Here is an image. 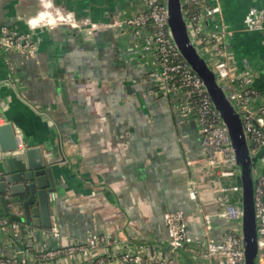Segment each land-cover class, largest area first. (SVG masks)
Wrapping results in <instances>:
<instances>
[{
	"label": "crops",
	"instance_id": "obj_1",
	"mask_svg": "<svg viewBox=\"0 0 264 264\" xmlns=\"http://www.w3.org/2000/svg\"><path fill=\"white\" fill-rule=\"evenodd\" d=\"M45 3L98 28L93 34L60 24L31 28L29 19ZM140 5V0H0V35L8 27L35 44L31 52L0 50V125L12 123L24 148L40 147L52 162L56 191L50 208L60 233L21 223L33 233L27 251L24 231L0 228V257L39 264L40 251L106 237L118 246L103 244L93 256H64L52 264H89L116 251L135 252L141 244L148 248L145 257L166 259L165 212L183 211L191 234L204 237L197 204L189 198V177L198 181L203 207L214 215L212 236L222 239L228 223L216 216L223 201L217 189L232 181L187 165L204 157L198 123L181 119L179 98L152 82V59L135 48L131 29L115 26ZM251 8L264 10V0H222L223 19L235 30L228 39L231 64L252 78L260 92L256 103L262 104L264 28L245 30ZM10 155L0 150V170ZM1 210L6 216L2 204ZM198 256L196 245L178 251L179 264H205Z\"/></svg>",
	"mask_w": 264,
	"mask_h": 264
},
{
	"label": "built area",
	"instance_id": "obj_2",
	"mask_svg": "<svg viewBox=\"0 0 264 264\" xmlns=\"http://www.w3.org/2000/svg\"><path fill=\"white\" fill-rule=\"evenodd\" d=\"M45 1V0H44ZM137 11L115 23V26L126 32L131 29L135 35V48L151 60L150 78L159 85L164 94L177 95L179 98V115L181 119H194L198 123L203 160L198 164L187 161L190 168L204 167L212 170L219 179L232 181L218 188L223 195L222 209L216 213L228 223L220 241L212 236L214 227L211 213L203 207L204 198L200 193L196 179L189 177V198L196 202L197 210L204 224V237L191 234V227L181 210L167 211L164 221L169 233V256L163 260L149 259L144 256L145 244L137 251L114 252L108 256L91 258L89 264H179L178 251L188 244L196 245L200 251L197 259L205 264H245V251L242 234L237 226L241 220L240 205L241 186L238 182L239 166L231 144L227 125L215 108L213 100L205 87L202 78L190 67L179 52L172 37L167 12V0H140ZM183 12L194 31V41L200 53L205 57L215 72L219 82L229 85V96L241 114L244 130L250 143L251 154L261 160V169L255 168L256 188L255 205L258 218L259 261L264 264V103L257 104L260 92L252 85V78L236 71L230 61L228 39L235 30L223 19L222 0H182ZM51 3L44 4V9L29 19L31 28L40 25H64L88 34L98 28L96 23L79 19L72 12L50 9ZM264 28V10L251 8L248 11L245 30L256 31ZM11 49L31 52L35 48L32 38L23 32L3 27L0 35V50ZM18 149H23L20 135H16ZM2 171L0 170V178ZM50 200L54 194L50 193ZM234 195V196H233ZM55 221L54 215H51ZM11 226L16 235L25 232L26 250L33 245V233L22 227L20 222L4 216L0 204V228ZM55 236H60L58 227L52 223L49 228ZM111 245L114 249L118 242L106 237H89L80 242L62 245L40 251L36 258L39 264H52L59 257H69L88 253L100 245ZM0 264H19L17 257H0Z\"/></svg>",
	"mask_w": 264,
	"mask_h": 264
},
{
	"label": "water",
	"instance_id": "obj_3",
	"mask_svg": "<svg viewBox=\"0 0 264 264\" xmlns=\"http://www.w3.org/2000/svg\"><path fill=\"white\" fill-rule=\"evenodd\" d=\"M167 12L170 31L179 52L202 78L215 108L228 127L240 169L238 182L241 186L242 215L237 226L243 238L245 264H260L255 205V168L258 158L251 154L241 114L229 96L230 86L219 82L194 41V31L184 15L182 0H167ZM16 133L12 123L0 125V150L6 156H12L7 159V166L1 169L0 201L4 213L22 224L50 228L49 194L56 191L53 164L46 161L40 147L27 145L19 150Z\"/></svg>",
	"mask_w": 264,
	"mask_h": 264
},
{
	"label": "rangeland",
	"instance_id": "obj_4",
	"mask_svg": "<svg viewBox=\"0 0 264 264\" xmlns=\"http://www.w3.org/2000/svg\"><path fill=\"white\" fill-rule=\"evenodd\" d=\"M256 165H257V168H258L259 171H260V169H261V165H262L261 160L258 161V159H257V160H256Z\"/></svg>",
	"mask_w": 264,
	"mask_h": 264
}]
</instances>
